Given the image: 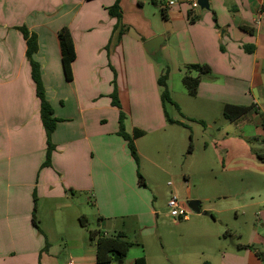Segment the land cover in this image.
Returning <instances> with one entry per match:
<instances>
[{
	"label": "crops",
	"instance_id": "crops-1",
	"mask_svg": "<svg viewBox=\"0 0 264 264\" xmlns=\"http://www.w3.org/2000/svg\"><path fill=\"white\" fill-rule=\"evenodd\" d=\"M169 1L175 4L167 6ZM113 3L0 0V264H96L87 228L78 221L80 217L87 221L86 214L71 211L69 200L74 197H83L85 204L92 202L95 229L108 237L121 233L135 244L131 249H141V253L130 249L123 262L113 264H135L141 256L146 264H173L170 259L164 262L165 254L151 259L145 253L149 238L156 237L154 217L158 211L153 209L157 191L150 189L147 171L141 167L142 160L158 173L174 176L175 153L185 155V161L189 158L186 128L169 123L167 118L188 127L187 123H203V133H210L212 124H218L216 137L223 140L218 143L223 165L234 170L241 171L242 165L253 159L247 149L243 159L234 153L236 137L248 139L254 130L261 136L252 138L264 142V0H208V10L192 13L182 0H120L122 35L106 50L116 25V19L108 14ZM21 26L38 38L34 59L58 120L51 135L55 150L45 168L39 102L25 57L26 44L15 29ZM62 27L69 29L74 45L70 81L64 77L57 40ZM159 36L162 42L149 56L143 45ZM245 48L253 50L247 53ZM193 64L207 65L210 74L202 78L194 97L178 89V97L172 100L180 110L167 116L157 79L165 68L169 79L175 68L181 80L184 66ZM114 80L126 116V133L131 135L134 129L144 132L134 140L144 186L136 178L138 171L126 142L118 135L119 110L110 97ZM226 105L251 110L229 122L223 117ZM147 137L151 144L145 148L143 139ZM161 153L162 163L154 155ZM257 153L264 160V152ZM168 183L170 195L179 196L174 184ZM247 188L243 192L222 188L208 196L199 191L193 195L189 187L183 188L185 201L234 199L228 207L202 206L214 218L196 215L179 220L184 224L176 226L188 250L202 254L203 264H264L244 248L255 247L264 253V190ZM34 196L36 218L39 204L51 206L47 211L53 225L59 226V239H52L50 231L39 227V233L33 227ZM63 211L72 216V226L58 217ZM224 212L234 213L232 225H226L227 237L215 228L217 215ZM238 221L240 226L234 227Z\"/></svg>",
	"mask_w": 264,
	"mask_h": 264
},
{
	"label": "rangeland",
	"instance_id": "rangeland-1",
	"mask_svg": "<svg viewBox=\"0 0 264 264\" xmlns=\"http://www.w3.org/2000/svg\"><path fill=\"white\" fill-rule=\"evenodd\" d=\"M179 77L180 74L178 73V71L175 68H172L170 78L167 81V89L169 94L171 93V99H175L178 97V89H184ZM163 107L165 108L167 116L170 117L175 116L176 110L178 111L175 105L171 104L169 101H165ZM187 124H189V127L185 124L186 129L184 131V135L190 141L189 143H191V150H187V152H190V155H187V157L189 158L185 161V155L181 157L179 152L175 153V157L173 159L175 161V164H173L172 166L175 165L177 169L171 167V172L175 174L174 176L171 173L168 174L169 177L164 176L158 173L152 165L141 160L142 169L147 171L146 177L148 186L150 187V189H152V191H154V193L157 191V200L154 202L153 209L155 211H158L155 212L156 214H158V217H154V222L157 226L156 230H154V236L156 237L149 238V243L151 244H149L148 250H145V253H148L151 259H155L157 254L160 257L165 254L164 262L170 259L173 264H203L204 261L203 257L201 256L202 254H192V251L188 250L189 248L187 247L185 241H182L180 237V231L176 226L182 225L184 224V222H179V220L173 219L170 216V211L166 203L171 196L170 191L172 188L168 187V182H172L174 184V187L178 190V197L181 199L183 205H185L186 202L185 198L182 195L184 187H189L192 190L193 195L196 191H199L200 193L202 192L207 196L213 194L214 191L222 190V188L241 192L247 191V187H253L257 192L264 190V160L259 159L257 154L255 153L258 151L264 152V142L258 143L252 138H259V136H261L258 133H261L260 130L257 131L258 134L253 133L254 130H252V132L249 133V136L251 137L248 139L236 137V140L234 141L236 144L234 145V153H236V155L238 153V155H240V157L243 159V153L247 149L250 151V155L253 159L249 161L247 160L249 164L244 163L245 166L242 165L243 162L241 161V171L234 170L232 167L223 165L222 160L224 156L221 152V147L218 146V143H221L223 140H219V137H216L218 124H212L213 131H211L210 133L209 131L203 133V127L201 126L203 124ZM148 138L150 137L143 139L145 140L143 141L145 142V148H148L151 144V140ZM154 155L156 156L157 160L161 159L162 163V153L160 155ZM227 157L228 155L226 156V158ZM136 171H138L137 165ZM138 172L136 177L137 180ZM183 174H185L186 177L183 178ZM247 179H250L251 181H245ZM151 199H153L152 195ZM69 201L72 205L71 211L80 210L82 211L81 213L86 214L88 224L87 228H97V218L96 216H94L95 211L93 209L92 202L85 204L83 197H74L73 200ZM233 202L234 199L232 198V196H229L227 199L213 198L205 202L202 201L201 206H203V208H220L222 206L228 207L229 204H232ZM48 209H51V206L46 208L44 203L38 205V217L36 218L38 225L41 229L50 231V237L52 239H59V235L57 234V228H59V226H54L51 222L50 215L47 211ZM189 212L191 213V219L196 217V214H194L190 210ZM57 215L58 217L60 215L63 218L62 220H65L67 226H72V216L70 217L68 211L67 213L63 211ZM233 218V212H224L220 215H217L215 228L225 233L226 229L229 227L226 225H228V223L232 225L230 221H232ZM233 226L239 227L240 221L235 222ZM133 240L134 238L132 237L131 241ZM133 250H137L138 253H141V249H139L138 247H134L133 249H131V252H133ZM212 253L214 255L213 251Z\"/></svg>",
	"mask_w": 264,
	"mask_h": 264
},
{
	"label": "trees",
	"instance_id": "trees-1",
	"mask_svg": "<svg viewBox=\"0 0 264 264\" xmlns=\"http://www.w3.org/2000/svg\"><path fill=\"white\" fill-rule=\"evenodd\" d=\"M108 14L110 17L116 19V25L114 26L112 36L108 42L106 50H109V47L112 43L115 44L118 43L122 35V29L120 28L121 27L120 20L122 16V11L120 8V0H114L113 5L108 8ZM15 29L21 33L26 44L25 57L30 66V75L35 87V96L39 102L40 121L44 130L45 143H46L45 159L44 162L42 163V168H45L50 166L51 155L55 150V146L51 142V135L56 128V124L58 120L54 117L53 109L46 98V91L44 89L41 79L40 65L34 59V56L38 52V38L36 34L30 33L24 26L16 27ZM57 40L60 48L61 64H62L64 77L66 80L70 81L72 79L71 64L75 59V52H74L72 36L69 29L66 27H62L57 32ZM244 50L247 53H251L253 48H248V49L245 48ZM184 71L185 73L182 76L181 83L184 89L186 90L188 96L194 97L196 95L200 81L202 80V78L210 74V69L207 65L193 64V65L184 66ZM191 73H195L196 74L195 77L191 76ZM168 74L169 71L167 68L162 69L157 79V85L160 89V98L163 105L165 101H169L171 104H174L179 111L180 109L171 99V96L167 89ZM110 97L112 100L111 101L112 106L116 107L119 110L118 135L126 142L130 156L135 161L136 165H138L139 157L136 152V148L134 146V140L142 137L144 135V132L139 129H134L131 135L126 133L125 131L126 116L121 111L115 80L113 81V92ZM250 110L251 107L226 105L223 108V117L225 120L229 122H233L238 118H240L242 115L249 112ZM167 119L169 123L177 124L185 127L184 124H181L178 121H173L169 118ZM188 150H191V143L189 144ZM256 154L258 158H261V156L257 152ZM138 182L141 186L145 185L144 180L142 176L139 174V172H138ZM33 201H34V208L32 212V225L39 233H41L35 215V206H36L35 196L33 197ZM207 215L214 218L213 214L209 212L207 213ZM78 221L80 226L86 228L88 227L85 218L80 217ZM228 235L229 233L225 232L223 236L227 237ZM87 237H88V241L91 244H93L96 250V264H113V263L123 262L128 251L135 245L134 243L126 240L125 236L121 233L118 234L116 237H108L102 234V232L98 229L87 228ZM46 248L47 245L45 246L44 250ZM244 248L250 249L259 260L261 261L264 260V253L258 252V250L255 249L254 247L244 246ZM135 264H146L145 258L143 256L137 258L135 260Z\"/></svg>",
	"mask_w": 264,
	"mask_h": 264
},
{
	"label": "built area",
	"instance_id": "built-area-1",
	"mask_svg": "<svg viewBox=\"0 0 264 264\" xmlns=\"http://www.w3.org/2000/svg\"><path fill=\"white\" fill-rule=\"evenodd\" d=\"M182 1L185 2L189 6L191 13L199 9L198 0H182ZM174 4L175 2L173 1L167 2V6H173ZM261 127H262V131L264 132V116H263ZM168 185L171 186V183H168ZM166 205L170 211V216L173 219L187 220L191 216L189 209H187L188 207L186 206V202H185V205H183V203L181 202V199L176 194H172L169 197ZM68 264H72V263H68Z\"/></svg>",
	"mask_w": 264,
	"mask_h": 264
},
{
	"label": "water",
	"instance_id": "water-1",
	"mask_svg": "<svg viewBox=\"0 0 264 264\" xmlns=\"http://www.w3.org/2000/svg\"><path fill=\"white\" fill-rule=\"evenodd\" d=\"M198 7L200 10H208V0H198ZM162 39L163 38L159 36L144 43L143 48L149 56H152L157 51ZM186 206L196 215L205 216L207 214L206 211L202 210L201 202L197 200H187Z\"/></svg>",
	"mask_w": 264,
	"mask_h": 264
}]
</instances>
